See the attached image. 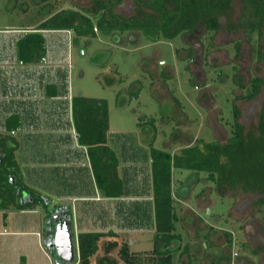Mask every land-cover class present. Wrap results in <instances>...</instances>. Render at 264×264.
<instances>
[{"label":"rangeland","instance_id":"obj_1","mask_svg":"<svg viewBox=\"0 0 264 264\" xmlns=\"http://www.w3.org/2000/svg\"><path fill=\"white\" fill-rule=\"evenodd\" d=\"M66 7L86 12L85 8L91 9L93 5L92 0H0V36L16 29L20 32L16 31L14 37L20 36L49 13ZM240 8L241 1L232 0L230 7L219 16L214 31H207L199 21L192 31L172 39L150 29L96 30L95 37H76L70 31L67 43L50 39L52 36L58 39L67 37L66 33L46 31L43 32L44 49L49 45L51 58L47 60L45 55L34 62L46 72L51 68L46 65L61 59V55L68 70L65 95L69 91L70 96L106 101V137L116 146L118 153L127 152V146H134L137 152L146 151L149 155L151 141L154 147L170 152L212 140L225 143L231 134L235 106L239 110L237 120L244 126V135L249 141L257 136V113L264 104V85L255 97H245L250 78L264 79V61L257 60L255 54L256 49L264 50V25L260 36L244 31L237 24ZM114 10L123 16L155 15L135 0H120ZM47 80L41 78V96L42 85ZM136 91L137 96L132 94ZM68 100L61 101L67 103L63 112L67 116H43L41 113L39 123L45 125L49 120L59 121L58 116L61 121L67 118L70 125L66 123L64 130H68L70 140L74 141L76 133L68 113ZM37 144L27 143L25 146L23 142L20 152L29 153V148L36 146L33 155H39ZM146 156L140 159L143 187L148 178ZM125 157L120 155L121 161H126ZM245 160L248 158H243L244 163ZM45 166L44 163L36 166L44 177L43 185L48 183L46 172L49 168ZM258 172L261 175V170ZM125 177L128 178L127 173ZM172 179L174 206L179 216L175 223L176 232L181 233L183 244L195 240L209 245L208 257L190 248L189 264H264V202H261L264 189L251 187L244 190L242 180L230 184L225 182L226 178L217 185L207 180L205 173L187 169H174ZM36 187L44 203L34 202L26 207L12 205L5 211L8 213L6 226H3L5 219L0 210V264L22 263L19 259L22 255L26 256L25 264H55L59 258L61 263L71 264L76 258L74 211L71 214L67 208V211L53 214L52 205L56 200L43 191V186ZM23 193L21 202L33 200L28 192ZM97 219H89L87 227H102ZM36 221L37 235L31 232ZM6 230L8 232H3ZM16 230L23 232L15 233ZM154 230L134 232L129 237L120 232L121 240L128 243L130 250H149L153 245ZM62 232L66 237L57 238L56 235ZM207 233L209 237L212 233L214 236L206 238ZM109 238L100 240L91 264H122L117 256L118 247ZM60 248L73 253L66 254ZM173 262L186 264V257H178L174 252Z\"/></svg>","mask_w":264,"mask_h":264},{"label":"trees","instance_id":"obj_2","mask_svg":"<svg viewBox=\"0 0 264 264\" xmlns=\"http://www.w3.org/2000/svg\"><path fill=\"white\" fill-rule=\"evenodd\" d=\"M44 1V0H43ZM232 0H135L139 6L153 11L155 15L123 16L114 8L120 0H92L93 8L86 12L66 7L49 13L31 30L24 32L16 40V57L22 63L41 60L44 55L42 30H71L77 37H95L96 30L102 32H124L150 29L163 37L172 39L177 35L190 32L199 21L207 31H214L219 16L230 7ZM241 8L237 24L247 33L261 35L264 25V0H240ZM157 37V36H156ZM238 50V44L235 45ZM257 60L264 61V50L256 49ZM264 79L254 76L246 86L245 97H255ZM47 95L56 94V86L47 84ZM135 96L138 92H133ZM239 110L233 108L231 134L225 143L216 140L202 145L191 144L170 152L156 148L149 143L151 203L154 215L153 245L149 250L131 251L126 242L121 241L117 256L122 264H174L173 253L187 254L188 244L181 245L182 236L176 232L175 223L179 220L174 206L173 179L174 169H187L203 172L207 180L220 185L226 178L227 183L242 180V187L264 189V104L257 113V136L247 141L244 126L238 122ZM71 117L77 134V141L86 145L93 176L97 187L106 197L120 196L123 182L118 177L117 158L107 144L108 110L105 100L84 96L71 97ZM153 124V121H149ZM142 122L140 121L139 124ZM16 115L4 120L7 131L19 126ZM7 137L0 134V210L30 206L34 202L44 203L36 190L23 182L17 174L14 156L15 144L8 146ZM14 143V142H13ZM243 158L248 161L243 162ZM261 170V175L259 172ZM15 175L11 181L10 176ZM222 177V178H221ZM28 192L33 200L21 202L20 198ZM264 199H261V202ZM45 205V204H44ZM209 227V226H208ZM227 233V232H226ZM103 231L86 230L76 233V258L71 264H91V257L98 250ZM207 238V235L205 234ZM229 239V234L227 233ZM230 240V239H229Z\"/></svg>","mask_w":264,"mask_h":264},{"label":"crops","instance_id":"obj_3","mask_svg":"<svg viewBox=\"0 0 264 264\" xmlns=\"http://www.w3.org/2000/svg\"><path fill=\"white\" fill-rule=\"evenodd\" d=\"M16 31L20 32L18 29H16ZM16 31L9 32V34L6 33V35H4V33L0 36V134L12 136L14 138V140H11L7 137L6 143L8 146L14 144L16 146L14 150L17 164L16 175L21 176L20 178L23 182L34 189L38 190L36 186H40V188L43 186V191H45L48 196L53 197V200H56V202L53 201L52 205L54 210L53 214H56L57 211H67V208H70L71 214H73V210L77 224L76 233L86 230L103 231L106 235L101 237L100 240L110 237V241L116 244L115 247H119V242L123 241L121 240L122 236L128 235L129 237L131 233L134 232L144 233L148 230H154L149 155L146 154V151L137 152L134 146H127L129 148L127 152L118 153L116 151V146L107 141V144L114 151L117 158L116 171L118 177L123 182L124 191L117 197L104 196L95 183L86 145H82L77 141V134L75 140L71 141L68 130H64L66 123L67 126L70 125L68 122L69 120L66 118L64 121H61V116H67L63 113L66 111L65 107L67 103L63 104L61 101H66L68 98V113L72 129L76 133L71 117L72 96L69 95V91L67 95H65L66 93L64 91L67 88L66 78L68 76V70L65 67V58L60 55L59 58L61 59L53 62L49 61L50 63L46 66L51 68H48L46 72L41 69V66H39L37 62L20 63L16 57V40L22 34L14 37V33H17ZM46 31H62L66 33L67 37H60L58 39V37L52 36L50 39L66 41L68 43L71 30H42V35L43 32ZM10 41H12L11 44H9ZM10 46L12 47L10 48ZM60 50L59 52H62L64 49L62 51ZM50 53L48 45V48L45 47L43 58L47 55L46 59L48 58L47 60H49V58H51ZM45 77L48 79L47 81H50H46L42 85L43 96H41L39 94V88L42 82L41 78ZM47 84L56 86L55 95H47ZM41 113L43 116L48 114L51 116H61H58L59 121L55 119L49 120V123L40 125L39 118ZM10 115H16L20 124L17 129L7 131L4 126V120ZM68 128L71 129V126ZM43 133L47 136L43 135ZM38 141L39 143L43 142V144L38 145ZM44 141H47V143ZM23 142L25 146L27 143H36L37 147H40L38 148L40 149V154L33 155L36 146L30 147L29 153H21ZM127 147L125 146L124 149ZM142 153H145L144 157H141ZM120 155L127 156V158L125 157L126 161H121ZM145 156L148 160V178L145 180L147 183L144 188L142 186V180L140 179V159L145 158ZM43 163L46 165L45 168L50 169V171L48 169V172H46L48 178L47 185H43L44 177L40 174V169L36 170V166ZM125 173L128 174V178L125 177ZM23 175L25 176L24 178ZM14 176L15 175L10 176L11 181ZM7 216L8 213H5L3 219ZM94 217L96 219L98 218L97 220L100 221L102 227H87L90 225L89 219L93 221ZM196 217L198 219L197 215ZM6 224L7 221L5 219L3 226H6ZM36 228L37 221L34 230L31 231L37 235ZM3 232H8V230ZM14 232L23 231L16 230ZM120 232H124V234L122 235ZM76 233L74 235V249H76ZM206 235L207 238H210L214 236V233H212L210 237L209 233ZM133 237L135 238V235ZM183 243L182 239L181 244ZM186 243L188 244L191 257L192 253L190 248L199 250L200 254L207 256V251L209 249L208 244L206 246V244L203 245L201 241L195 240H188ZM177 254L178 257L185 255L186 264H189V258L186 253L179 255L177 251ZM19 259L22 263L17 264H25L26 256L22 255ZM55 264L63 263L60 262L59 258L58 261L55 260Z\"/></svg>","mask_w":264,"mask_h":264},{"label":"water","instance_id":"obj_4","mask_svg":"<svg viewBox=\"0 0 264 264\" xmlns=\"http://www.w3.org/2000/svg\"><path fill=\"white\" fill-rule=\"evenodd\" d=\"M54 237H55V236H54ZM56 237H57V238H58V237H64V238H65V237H66V234H65L64 232H62V233L56 235ZM56 237H55V238H56ZM55 238H53V239H55ZM55 243H56V242H55ZM60 249H61V251L63 250L66 254H67V253H68V254H69V253H71V254L73 253L72 251L70 252L69 250H67V249H65V248H60Z\"/></svg>","mask_w":264,"mask_h":264}]
</instances>
